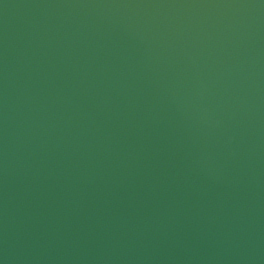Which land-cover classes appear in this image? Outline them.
Masks as SVG:
<instances>
[{"label": "water", "instance_id": "water-1", "mask_svg": "<svg viewBox=\"0 0 264 264\" xmlns=\"http://www.w3.org/2000/svg\"><path fill=\"white\" fill-rule=\"evenodd\" d=\"M0 264H264V0H0Z\"/></svg>", "mask_w": 264, "mask_h": 264}]
</instances>
